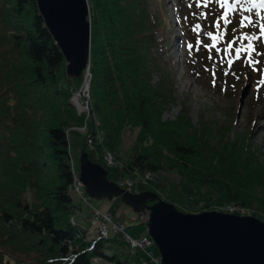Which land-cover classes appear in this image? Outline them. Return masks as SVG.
Segmentation results:
<instances>
[{
  "label": "trees",
  "instance_id": "trees-1",
  "mask_svg": "<svg viewBox=\"0 0 264 264\" xmlns=\"http://www.w3.org/2000/svg\"><path fill=\"white\" fill-rule=\"evenodd\" d=\"M88 2L91 96L104 132L97 137L93 131L90 146L108 176L156 174L166 181L174 170L179 178L169 190L152 189L169 203L183 210L200 201L203 210L231 205L234 213L264 220V163L247 136H229L235 114L228 112L223 121L201 116L193 124L183 109L175 119H163L164 92L147 75V66H155L151 59L158 64L151 49L159 11L150 8L149 0ZM80 81L66 75L64 57L36 1L0 0V193L5 196L0 203V264H18L16 249L10 248L15 241L23 252L34 254V264H94V258L156 264L145 250H131L123 234L110 227L109 237L97 240L75 221L80 207L72 192L68 135L83 124L84 115L70 102L69 87ZM125 128H138L140 134L123 159ZM82 146L87 150L84 142ZM107 150L114 156L113 168L101 161ZM143 228L126 233L139 238L146 235ZM119 243L129 246L126 259ZM150 249L158 255L155 247Z\"/></svg>",
  "mask_w": 264,
  "mask_h": 264
},
{
  "label": "rangeland",
  "instance_id": "rangeland-1",
  "mask_svg": "<svg viewBox=\"0 0 264 264\" xmlns=\"http://www.w3.org/2000/svg\"><path fill=\"white\" fill-rule=\"evenodd\" d=\"M149 2L152 10L156 12L162 10L166 13V18L168 16L167 24L159 21V26L155 30L156 42L162 38L165 39L166 36L168 38L171 24L174 33L173 48L171 49L174 61H171L169 53L163 52L157 43L151 50L152 56L155 57L158 64L154 63V59H151L155 66H147L149 82L153 86H160L164 92L166 102L162 113L163 119H175L178 113L184 109L193 124H197L201 116L204 118L212 116L223 121L227 120L230 113L233 112L235 115L229 136L231 138L237 134L247 136L253 146L259 149L256 154L264 163V84L254 89L258 75L264 66V0H162L160 2L149 0ZM157 4L160 8L157 7ZM223 21L227 25H223L219 29V23ZM244 28L252 35V39L249 43L238 48L239 40L237 38ZM229 45L233 50H229ZM235 48H238L239 51H234ZM206 52L211 57L210 65L204 64L203 55ZM167 66L171 73L166 70ZM75 111L80 115L76 109ZM86 114L84 117L87 116ZM72 128L76 129L69 132V150L75 166L78 168V156L83 142L90 144L92 140L87 141L85 130L87 127L84 125ZM139 134L138 128L123 130L120 144V153L123 159L131 154L130 147L136 144ZM88 151L91 160L99 161L91 146ZM101 161L105 166L114 167L113 160L112 164H107L103 156ZM117 177L124 180L125 185L128 186L131 182L142 190H151L157 185L162 186V189L169 190L170 184L176 183L179 178L174 170L168 173L166 181L162 179L157 181V177L146 179L144 175L140 176L137 173L116 175L115 179H111L119 181ZM77 184L80 185L84 194L85 188L82 183L77 181ZM166 190L164 192L168 194L169 192ZM130 192L137 193L134 190ZM157 193L160 194L158 191ZM159 197L167 201L163 195L162 197L159 195ZM4 199L5 196L0 193V203H3ZM88 200L89 203H85L75 196V201L80 207V211L75 215V221L89 230L90 238L97 237L96 226L99 228V225L104 226L105 223L110 225L117 234L125 232V228L132 231L140 225L144 227L142 233H145V223L147 222L145 211L141 213L142 215L134 213L129 206L124 205L117 198L113 200L88 198ZM202 204H204L203 201L193 202L195 208L190 210H183L180 204L175 203V206H178L180 211L196 213L203 210L199 209ZM93 209H96L99 214ZM239 213V215H251L243 211ZM124 238L129 243L126 235ZM131 240L133 241V246L129 243L131 250L137 249L138 245L135 240L133 238ZM116 246H120L121 253L124 252L122 259H126V255L131 253L129 246L120 243ZM148 246L155 247L154 244ZM10 248L16 249L13 255L17 257L18 264H34V254L23 252L20 241L12 242ZM153 252L156 253L157 249ZM157 256L149 255L150 259L154 261ZM143 264L148 263L143 262Z\"/></svg>",
  "mask_w": 264,
  "mask_h": 264
},
{
  "label": "water",
  "instance_id": "water-1",
  "mask_svg": "<svg viewBox=\"0 0 264 264\" xmlns=\"http://www.w3.org/2000/svg\"><path fill=\"white\" fill-rule=\"evenodd\" d=\"M35 1L64 57L66 74L81 77L91 50L87 0ZM78 164L88 197L119 198L134 213L146 212L147 233L161 264H264V220L218 210L183 212L155 191L132 193L109 180L108 171L83 148Z\"/></svg>",
  "mask_w": 264,
  "mask_h": 264
},
{
  "label": "built area",
  "instance_id": "built-area-1",
  "mask_svg": "<svg viewBox=\"0 0 264 264\" xmlns=\"http://www.w3.org/2000/svg\"><path fill=\"white\" fill-rule=\"evenodd\" d=\"M73 100L76 102V104L78 106L81 107V109L83 111H85L87 113V116H90V93H89V90H88L87 86H84L80 90L76 91L75 94H74ZM96 124L98 125V122H96ZM90 140H91V138H88V141H90ZM105 159H106L107 164H112L113 163L112 162L113 159H112L110 153H106ZM74 176H75L74 177V179H75L74 191L81 193L80 185L77 184L78 179H77V175H76L75 172H74ZM144 176H145L146 179H150L151 177L152 178H156L157 177L156 175H151V174H145ZM127 187H128L129 190H132L134 188V183L130 182ZM234 208L235 207H233L231 205H228L225 208H221V209L224 210V211L233 213V209ZM101 229H102L101 232L105 233L104 227H102ZM147 243H149V241L146 238H143L141 241L136 242V244L139 245V246H143V245H145Z\"/></svg>",
  "mask_w": 264,
  "mask_h": 264
},
{
  "label": "bare ground",
  "instance_id": "bare-ground-1",
  "mask_svg": "<svg viewBox=\"0 0 264 264\" xmlns=\"http://www.w3.org/2000/svg\"><path fill=\"white\" fill-rule=\"evenodd\" d=\"M83 185V184H82Z\"/></svg>",
  "mask_w": 264,
  "mask_h": 264
}]
</instances>
